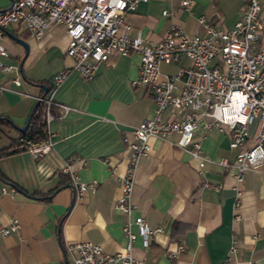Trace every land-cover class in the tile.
Here are the masks:
<instances>
[{
  "label": "crops",
  "instance_id": "0c3cea01",
  "mask_svg": "<svg viewBox=\"0 0 264 264\" xmlns=\"http://www.w3.org/2000/svg\"><path fill=\"white\" fill-rule=\"evenodd\" d=\"M241 3L191 0L184 8L179 0H147L125 11L123 20L129 26L128 36L139 33L157 41L172 25L188 34H202L198 17L228 29ZM9 4L10 0H0V8ZM164 9L172 14L162 15ZM10 35L28 46L20 67L24 48ZM66 42L64 28L57 24L37 39L21 21L10 22L0 36L7 51L2 60L19 74L16 89L22 92H0V118L14 124L0 122V149L18 137L17 127L23 125L36 96L50 94L70 107L47 123L45 153L35 158L25 150L0 155L1 179L16 189L0 196V226L11 217L19 222L17 231L0 235V264H69L62 250L65 243L88 241L113 253L125 242L121 225L126 215L113 207L130 154L123 138L130 140L131 128L151 115V89L130 84L138 65V54L131 52L110 56L90 79L70 71L51 90V75L72 62L64 52ZM187 63L185 57L178 63L160 62L158 70L172 74ZM13 72L1 76L7 78ZM51 112L57 109L51 107ZM181 112L172 115L180 117ZM193 136L199 142V154L207 159L202 165L174 145L175 134L149 139V153L134 168L130 218L141 215L153 232L145 247L140 236L134 239L131 252L136 261L132 264L264 263V160L256 170H245L237 181L231 165L237 149L228 148V136L215 128L201 136L199 127ZM69 158L80 181H95L94 189L80 198L73 191L71 203V189L61 187L70 181L68 173L61 171ZM221 158L225 165L218 162ZM57 187L61 188L53 192ZM231 245L234 251L229 252Z\"/></svg>",
  "mask_w": 264,
  "mask_h": 264
},
{
  "label": "built area",
  "instance_id": "2783aa9c",
  "mask_svg": "<svg viewBox=\"0 0 264 264\" xmlns=\"http://www.w3.org/2000/svg\"><path fill=\"white\" fill-rule=\"evenodd\" d=\"M145 1L11 0L7 7L0 8V36L8 23L17 21H21L29 35L37 39L50 25L64 28L67 37L64 52L72 62L69 67L51 75V90L70 71L83 79H90L110 56L131 52L138 54V65L137 75L130 84L147 85L151 89V115L131 128L130 140L123 138L130 154L125 171L118 180L119 194L113 207L126 215L121 225L124 245L118 251L105 253L100 245L88 241L65 243L62 250L69 264H132L136 261L131 252L134 239L140 236L142 245H147V236L153 230L141 215L130 218L134 207L130 194L134 168L139 159L149 153V139H165L176 134L174 145L187 151L200 166L207 159L199 154V142L193 133L197 127L201 136L208 129L215 128L228 136L229 149H237L231 163L237 181L241 180L245 170H256L264 160L262 0H242L238 17L228 29H221L198 17L202 34H188L172 25L157 41L147 40L139 33L128 36L126 32L129 26L123 20L125 11ZM190 2L179 0L184 8H188ZM161 14L171 15L172 12L164 9ZM6 56L7 51L0 43V92L22 94L16 89L21 80L19 74L2 60ZM181 57L188 60L187 65H180L172 74L159 73L160 62L178 63ZM12 71L13 74L2 78V73ZM35 101L41 105L40 120L44 133L51 119L61 117L70 109L68 105L53 100L50 94L36 96ZM51 107H55L57 113H52ZM175 111H182L180 117L172 115ZM16 147L35 158L48 150L49 141L46 135L38 141L20 138ZM218 162L226 164L224 158ZM61 171L68 173L76 198L94 189L95 181L79 180L70 158L63 162ZM15 191L14 186L0 180V196ZM18 227V220L11 217L0 226V235L15 232ZM232 251L233 245L229 248V252ZM168 255L172 256V253Z\"/></svg>",
  "mask_w": 264,
  "mask_h": 264
},
{
  "label": "trees",
  "instance_id": "16d2710c",
  "mask_svg": "<svg viewBox=\"0 0 264 264\" xmlns=\"http://www.w3.org/2000/svg\"><path fill=\"white\" fill-rule=\"evenodd\" d=\"M40 113H41V105L37 104L34 112L32 113V115L30 117L28 128L25 131L20 132L18 137L13 139V142L11 143V145L9 147L1 148L0 149V155H6V154H9L11 152L21 150V149L16 147L18 144V140L20 138H28V139H31L33 141H38V140L44 139L45 133H44L43 124L40 120ZM0 122H4V120H2V118H0ZM0 179H1V176H0Z\"/></svg>",
  "mask_w": 264,
  "mask_h": 264
},
{
  "label": "water",
  "instance_id": "95a60500",
  "mask_svg": "<svg viewBox=\"0 0 264 264\" xmlns=\"http://www.w3.org/2000/svg\"><path fill=\"white\" fill-rule=\"evenodd\" d=\"M10 1H11V0H10ZM10 37H11L15 42H17L18 44H20V45L24 48V54H23V57L21 58L20 63H19V67H20L21 62H22L24 56H25L26 53H27V48H28V46H27V43H26L24 40H22V39H20V38H17V37H15V36H12V35H10ZM40 87H42L43 90L46 89V86H45L44 84H40ZM37 104H38V102L35 101V103H34L33 106L31 107V109H30V111H29V113H28V115H27V117H26V119H25L23 125H21L20 127H17V129H18L20 132H23V131H25V130L28 128L30 117H31L32 113L34 112L35 107H36ZM1 118H2L3 120H6L10 125L14 126V124L12 123V121H11L10 119L5 118V117H1ZM61 187H69V188L71 189V191H72L71 199H70V203H71L72 200H73V191H74V190H73L72 183H71L70 181H68L67 183H65V184L62 185ZM61 187H57L56 189H54L53 192H55L56 190H58V188H61Z\"/></svg>",
  "mask_w": 264,
  "mask_h": 264
}]
</instances>
